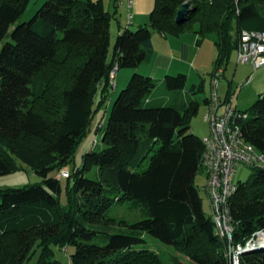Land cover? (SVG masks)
Masks as SVG:
<instances>
[{
	"label": "trees",
	"instance_id": "obj_1",
	"mask_svg": "<svg viewBox=\"0 0 264 264\" xmlns=\"http://www.w3.org/2000/svg\"><path fill=\"white\" fill-rule=\"evenodd\" d=\"M33 1L0 0V45L7 40L0 51V176L23 169L22 163L43 179L0 190V264H29L38 252L35 264H62L54 247L68 246L75 249L69 264H229L228 240L217 235L195 184L205 147L191 122L205 80L188 92L187 74L160 82L135 73L113 104L104 147L86 153L81 169L67 167L110 96L113 69L152 61L153 32H190L199 46L212 38L218 55L211 82L221 72L220 84L242 33L264 32V0H155L149 24L134 31L129 23L119 33L112 60L115 15L103 0H47L20 23ZM187 2L191 7L177 22ZM204 103L210 108L212 97ZM239 112L243 137L264 153V93ZM94 168L95 176L86 177ZM254 169L230 199L234 245L264 231V168ZM54 170L68 172L65 207L61 180L50 177ZM125 201L141 220L109 217ZM114 226L126 231L110 233ZM146 236L175 254L137 249ZM240 263L264 264V251L245 252Z\"/></svg>",
	"mask_w": 264,
	"mask_h": 264
},
{
	"label": "rangeland",
	"instance_id": "obj_2",
	"mask_svg": "<svg viewBox=\"0 0 264 264\" xmlns=\"http://www.w3.org/2000/svg\"><path fill=\"white\" fill-rule=\"evenodd\" d=\"M40 2L37 4L33 1L23 17L20 19V23L28 22L32 19L38 9L46 2ZM129 0H119L118 6L115 7L112 5L111 13H116V17H113L112 20V31H113V38L111 36V48L109 53V59L112 60L114 54V42L116 41V35L118 31V25L121 23L123 27H126L128 23H132L128 26L130 29L136 31L139 25H146L150 22V14L154 8L155 0H134L135 4L132 10L129 12L128 8ZM130 13L133 14L132 22L129 21ZM186 34V33H185ZM154 38H158L161 36L158 32H153ZM173 36L172 38H174ZM5 40L0 45V51L3 47V44L6 42ZM204 48L201 53V60L208 61L211 56V51L215 48L214 42L212 38H207L205 41L202 42ZM201 44V45H202ZM211 61V60H210ZM213 68V67H212ZM212 68H207L209 72H202V80H205V91L203 93H199L196 95L198 97L201 108L197 116L192 119L191 122V132L199 136L200 138H205L210 135V126L209 123L206 121V114L208 112L207 106L204 103L206 98L212 97L213 94V85L210 78V71ZM125 70V72H132V76L135 73H144V67L139 69H119L117 70V76L115 80L112 81V86L110 89V96L107 99V102L104 106L99 109L95 113L93 119V127L88 136L83 140V142L78 147L73 162L67 167V171L74 172L75 170L81 169L83 167L84 156L91 150H101L103 145V135L105 129L108 124V120L110 117V113L112 111L113 104L121 93L124 90L128 82H124V84L120 83V72ZM131 76V77H132ZM196 75L193 74L191 77H195ZM199 78V77H198ZM251 79V83L245 86H241L242 83H245L248 79ZM201 79H199L200 82ZM201 80V81H202ZM116 83L118 87H114L113 85ZM193 85V81L190 80V84L187 86L188 92ZM228 90H231L232 93L235 95V101L240 111L248 110L258 99V96L264 93V66L258 69H255L252 65H244L238 63V52L234 51L232 53V57L230 63L227 67L226 74L223 79H221L219 88H218V95L219 97L224 96ZM100 99V96L97 97ZM98 128L100 132L97 133ZM23 166V169L15 171L11 174L0 176V190H5L9 188H24L27 186L35 185L38 183L43 182V179L35 173L29 166L25 164H20ZM97 168H94L92 172L86 173V177L92 178L95 176ZM255 169L252 167H248L246 165H241L238 169V172L235 176V182H247L252 178V175L255 173ZM50 177H55L61 180L62 186V194L60 197L61 205L65 207L67 205V196H66V187L68 185L67 178L62 176V172L58 170H54L50 173ZM195 184L197 186L199 195L203 201L204 211L207 216L212 217V207L210 202V196L208 192L205 190L207 184V177L204 170H201L196 177ZM109 217L116 218L118 220H125L127 222H136L141 220L142 216L139 211L132 210L130 208V202H117L110 210H109ZM119 228L122 231H126L125 227L114 226L113 228L109 229L110 233H118ZM98 243H103L101 240H96ZM137 249L147 248L151 249L157 253H160L163 257H169L170 255L175 254L174 248L170 245L164 244L159 240L151 237L146 236V242L136 246ZM55 250V258L60 260L62 264H69L70 255L75 251L74 247L68 246L67 251L64 248L54 247ZM39 252L33 257V259L29 262V264H35L38 260ZM182 260L187 262V259L182 257Z\"/></svg>",
	"mask_w": 264,
	"mask_h": 264
},
{
	"label": "built area",
	"instance_id": "obj_3",
	"mask_svg": "<svg viewBox=\"0 0 264 264\" xmlns=\"http://www.w3.org/2000/svg\"><path fill=\"white\" fill-rule=\"evenodd\" d=\"M134 4V0H129V12ZM132 19L133 14L130 13L129 22H132ZM238 63L252 65L255 69L264 66V32L242 33L238 46ZM116 76L117 67L110 74L111 81L115 80ZM220 76L221 72H218L213 80L212 104L206 114L210 135L202 139L205 147L202 166L207 177L205 190L210 196L216 233L220 238L228 240L229 264H241V254L262 247L264 231L255 233L245 246L234 245L235 226L230 210V199L237 189L235 176L239 167L246 165L252 168H264V153L247 142L241 133L238 120L242 114L237 108L235 95L231 94L225 102L219 98ZM250 83L249 78L241 86ZM220 109H223L221 113ZM62 176L67 177L68 172L63 171Z\"/></svg>",
	"mask_w": 264,
	"mask_h": 264
},
{
	"label": "crops",
	"instance_id": "obj_4",
	"mask_svg": "<svg viewBox=\"0 0 264 264\" xmlns=\"http://www.w3.org/2000/svg\"><path fill=\"white\" fill-rule=\"evenodd\" d=\"M34 1L36 2V0ZM43 1L44 0H37L36 3L39 4L40 2ZM103 1L105 3L107 10L110 13H111L112 5L117 7L119 2V0H103ZM117 12L118 9H116V12L113 13L115 17ZM128 24L126 25L128 26ZM124 28L125 27H123L120 23L118 25V31L116 36H118L119 33H121L124 30ZM111 36L113 38L112 23H111ZM172 37L173 36L164 37L161 35L155 39L153 35L152 42H153L155 54L150 63H144L139 67V68L144 67L145 69V72L142 74L149 75L152 78L160 82H163V80L167 75H177L179 73H184L187 74L188 76V85L190 84V80L193 81V85L200 83L199 79L202 80L201 77L202 72H209L207 71L209 70L207 68L210 67L211 68L213 67L212 71L214 69L215 61L218 55L217 48L216 47L213 48V50L210 52L211 56L206 62L204 60H201L200 58L204 46L203 44L200 46L197 44L198 37L195 34L188 32L186 34H182L180 37H174V38ZM132 74H133L132 72H125V70H122L120 72L121 75L120 83L124 84V82L125 83L128 82ZM193 74H195L196 76L193 77L192 79L191 76ZM209 76L211 78V75ZM114 87H118V84L116 83ZM166 95H170V94H166ZM226 95L227 93L224 96H221L220 99H225ZM207 109L209 110V107H207ZM222 111L223 109H220V113Z\"/></svg>",
	"mask_w": 264,
	"mask_h": 264
},
{
	"label": "water",
	"instance_id": "obj_5",
	"mask_svg": "<svg viewBox=\"0 0 264 264\" xmlns=\"http://www.w3.org/2000/svg\"><path fill=\"white\" fill-rule=\"evenodd\" d=\"M190 3H185L183 8L179 11L178 13V17H177V22H180L182 20V18L185 16V14L189 11L190 9ZM257 251H264V246L259 247L256 249Z\"/></svg>",
	"mask_w": 264,
	"mask_h": 264
},
{
	"label": "bare ground",
	"instance_id": "obj_6",
	"mask_svg": "<svg viewBox=\"0 0 264 264\" xmlns=\"http://www.w3.org/2000/svg\"><path fill=\"white\" fill-rule=\"evenodd\" d=\"M264 239V238H263ZM262 246H264V240L261 241Z\"/></svg>",
	"mask_w": 264,
	"mask_h": 264
}]
</instances>
